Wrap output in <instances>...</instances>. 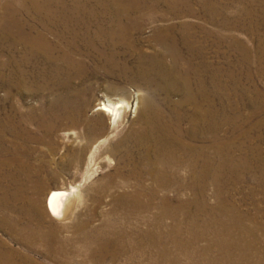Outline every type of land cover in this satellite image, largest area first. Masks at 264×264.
Instances as JSON below:
<instances>
[{
  "label": "rangeland",
  "instance_id": "374dc122",
  "mask_svg": "<svg viewBox=\"0 0 264 264\" xmlns=\"http://www.w3.org/2000/svg\"><path fill=\"white\" fill-rule=\"evenodd\" d=\"M5 1L0 0V253L5 256V264H214L217 256L212 249L218 243H223L222 250L226 251L220 253L223 258L233 252L231 239L264 243V53L260 64L255 63L253 71H249L244 55L245 31L225 25L229 19L233 22L241 16L245 8L242 1L184 0L191 2L197 11L194 15H165L173 0H120L124 4L134 1L143 7L134 10L144 23L131 34L135 44L132 51L116 47L121 53L116 59L132 67V73L119 68L108 71L104 57L103 68H98L86 53L80 55L77 51L64 56L67 48H60L54 34L45 30L43 23L39 25L40 18L46 19L48 14L43 6L49 7L48 16H63L80 8L81 4L75 1L81 0H36L38 6L27 0L24 11L11 19L5 18L6 9L2 7L8 0ZM220 1L227 3L225 12L217 15L213 8ZM85 2L94 6L98 0ZM44 33L50 45L42 43ZM172 34L181 39L186 61L196 57L201 77L169 84L167 94L154 91L153 84L140 79L137 72L148 63L152 65L154 54L160 52L158 43L163 36ZM71 59L79 60L81 67L73 66ZM77 72L82 76L78 77ZM182 82L186 86L179 91ZM77 87L86 92L76 105L65 110L50 106L59 97L71 100L72 90ZM105 94L114 102L126 99L131 104L116 123L111 115L97 109L106 99ZM165 95L175 102L184 100V121L178 126L180 138L175 137V128L169 125L161 132L171 134L172 141L160 140L159 144L167 155L157 151L152 161H144L137 133H161L155 129L152 108L162 107V118L170 119L171 111L160 101ZM193 95L198 101L190 104L188 98ZM84 99L90 101L88 107L83 104ZM172 113L176 115L175 110ZM207 115H211V122L205 120ZM209 123L215 125L211 128ZM171 142L175 146L169 150ZM169 155H175L171 166ZM195 169L198 173L194 175ZM71 186L78 188V194L64 218L54 217L47 208L48 195L54 189ZM244 223L250 234L240 232ZM214 242L216 245H212Z\"/></svg>",
  "mask_w": 264,
  "mask_h": 264
},
{
  "label": "bare ground",
  "instance_id": "6f19581e",
  "mask_svg": "<svg viewBox=\"0 0 264 264\" xmlns=\"http://www.w3.org/2000/svg\"><path fill=\"white\" fill-rule=\"evenodd\" d=\"M7 1V0H6ZM5 1V2H6ZM27 0H8L4 5H3V9L5 7L6 12H5V18L9 17V19H11V16H16L18 13H20V11H24V7H26ZM32 2H34L36 5L38 3H36V0H31ZM169 1V0H168ZM167 1V2H168ZM242 1L243 4H245V8L243 10V13L238 16V19L234 20L233 22L230 21V19L228 20V23L225 24L227 25H234V26H238V28H242L247 37H246V41L247 44H245V61L247 62V67L248 70L253 71L252 68H254V64L255 63H259L260 64V60L262 59V52L263 51V46H264V0H240ZM91 2V1H90ZM132 2V3H131ZM130 3L124 4L122 3L120 0H98V3L94 6H89L90 3L89 2H85V0H81V1H75L76 4H81L79 7L80 8H76L75 10H73V13H69L68 15H49L50 12H48L49 7L47 6H43V9H46L47 11V15H46V19H44V17L40 18L41 22H39V25H41L43 23V27L45 30L52 32L54 34V38L55 41L57 43H59L60 48H67L65 49L67 54H64V56H69L71 53H78L80 55H87V57L94 59L97 63V67L98 68H103V64L101 63L103 57V63L104 65L107 67L108 71L111 72H116L119 68V71L122 72H128L131 71L130 73H132V67H127L126 64L121 63L120 61H118L116 58H118V54L121 55V53H119L118 50H116L118 48L121 49H126L128 48L129 51H132V49L134 48L133 45L134 44V36H131V34H133L134 32H136L138 30V28H140V24L141 22H143L144 18L141 16H136L134 15V10H141L143 7L139 6L140 3L131 1ZM154 3H156V0L154 1ZM166 3V1H165ZM227 2L224 1H220L218 5H215V7L213 8V12L216 13L217 15L219 13L222 14V12L224 13L225 10V6H226ZM239 3V2H238ZM171 7L170 10L165 12V15L167 12H170V14H182V13H190L192 15H194L197 11H195V9H193L191 2L190 1H178V0H173L172 2H170ZM111 5H113L114 9L111 8ZM167 5V4H166ZM203 5V4H202ZM35 6V5H34ZM38 6V5H37ZM99 6V8H98ZM147 6V5H146ZM158 6V5H157ZM186 7L185 9L183 8ZM40 7V5H39ZM85 7L84 9H81ZM152 8V6H150ZM154 7V6H153ZM41 8V9H42ZM242 8V7H241ZM81 9V10H80ZM147 9V8H146ZM153 9V8H152ZM184 9V10H182ZM144 11V10H143ZM2 12V11H1ZM158 12V11H156ZM4 13V12H2ZM1 13V14H2ZM154 13V12H153ZM160 13V12H158ZM40 14V13H39ZM137 14V13H136ZM3 15V14H2ZM162 15V14H161ZM214 16H216L215 14H213ZM220 15V14H219ZM154 17V16H153ZM218 17V16H216ZM4 18V17H3ZM2 18V19H3ZM14 18V17H13ZM38 19V18H37ZM44 19V20H43ZM213 19V18H212ZM156 20V19H155ZM16 21V20H15ZM18 21V20H17ZM16 21V22H17ZM39 21V20H38ZM144 23V22H143ZM156 23V22H155ZM226 23V22H225ZM19 24V23H18ZM140 24V25H139ZM146 24V22H145ZM34 26V25H33ZM11 27V26H10ZM35 27V26H34ZM142 27V26H141ZM144 27V26H143ZM170 27V26H169ZM13 28V27H12ZM37 29V27H36ZM165 29V28H164ZM171 29V28H170ZM186 29V28H185ZM159 30V29H158ZM19 31V30H17ZM188 31V30H187ZM186 31V32H187ZM156 32V31H155ZM175 32V31H174ZM185 32V35H186ZM160 33V32H159ZM173 33V32H172ZM188 34V33H187ZM9 35V34H8ZM42 35V34H41ZM190 35V34H189ZM194 35V34H191ZM22 37V36H20ZM192 38H195V36H191ZM45 38H47L46 33H44L42 35V43H46V44H51L49 43V41H46ZM139 38V36H138ZM165 38V39H164ZM23 39V38H22ZM188 39V37H187ZM136 40V39H135ZM180 38H178L177 36H175V34L171 35V37L169 36H163V40H161V42H159L158 44L160 45V52H157L154 54V57L151 59L152 60V65H150L149 63L147 64L148 66L144 67L143 70L139 71L138 70V77H140V79H147L148 83L153 84L154 86V91H163V93H169L170 89L169 86H172V83L174 82H181L183 81V79L187 80L190 82L189 77L191 78H196L200 76V71L197 68V60L196 57L193 56V58L190 60L186 61V56H184L182 50H181V46L183 44H181L180 42ZM193 39L192 43H194ZM18 41H22L17 39ZM45 41V42H44ZM186 41V40H185ZM191 41V40H190ZM51 42V41H50ZM184 42V41H183ZM187 43V42H186ZM38 44V43H37ZM55 44V43H54ZM53 44V46H54ZM185 45V44H184ZM107 46H110V49L112 50H108ZM55 47V46H54ZM123 47V48H122ZM188 47V46H187ZM185 48V47H184ZM192 48V47H191ZM86 49H88V51H85ZM196 49V47H195ZM187 50V49H186ZM85 51V52H84ZM121 51V50H120ZM126 51H128L126 49ZM122 52V51H121ZM191 52V51H190ZM200 52V51H199ZM127 53V52H126ZM134 53V52H133ZM95 54V55H94ZM125 54V53H124ZM199 54V53H198ZM201 54V53H200ZM261 54V55H260ZM94 55V57H93ZM198 56V55H197ZM121 57V56H120ZM128 57V56H127ZM124 58V57H123ZM86 59V58H85ZM73 61V66L75 67H81L80 65V61L79 60H75V59H71ZM80 60H82L80 58ZM100 60V61H99ZM121 60V59H119ZM192 60V61H191ZM70 61V64H72ZM186 61V62H185ZM191 61V62H190ZM263 61V60H262ZM124 62V61H123ZM186 63L187 65L183 64ZM194 62V63H193ZM131 66V65H130ZM180 66V67H179ZM256 66V65H255ZM260 67V66H259ZM114 69V70H113ZM60 70V69H59ZM58 70V72H59ZM113 70V71H112ZM201 70V69H200ZM247 70V71H248ZM107 71V70H106ZM257 71V70H256ZM56 72V71H55ZM134 75H135V71ZM260 72H258L259 74ZM264 73V72H263ZM61 74V73H60ZM77 76H82L81 72H77ZM252 74V72H251ZM255 74V73H254ZM201 77V76H200ZM250 78V77H248ZM193 80V79H192ZM195 80V79H194ZM146 81V80H145ZM171 81V82H170ZM249 81V80H248ZM170 82V83H169ZM192 82V81H191ZM252 82V81H251ZM194 84V82H192ZM13 84V82L11 83ZM145 84V83H144ZM170 84V85H169ZM181 85H179L180 89H185L183 85V82L180 83ZM254 84V83H253ZM61 85V84H60ZM169 85V86H168ZM188 85V84H187ZM195 85V84H194ZM178 86V85H177ZM191 86V85H190ZM24 87V86H23ZM69 88V87H68ZM152 88V87H151ZM173 88V87H172ZM187 88V87H186ZM194 88V87H192ZM78 87L76 89H73V94H72V99H65L62 97H59L56 101H54L53 103H50V106L52 107H63V109H67V107H71L73 105H76V102L78 100H80L82 98V95L86 92V90L84 89H79ZM149 89V87H148ZM173 90V89H172ZM191 90V88H190ZM196 90V89H195ZM180 91V90H179ZM151 92V91H150ZM192 92V91H191ZM158 94V93H157ZM198 94V93H197ZM71 95V94H70ZM106 99L104 101H101L99 103V105H97V109H100L101 111L105 112L106 114L111 115V119L113 123H116L117 120H119L122 111L131 108V104L129 101H127L126 99H119L118 102H114L112 101L107 94H105ZM147 95V94H146ZM187 96V95H186ZM86 97V96H85ZM194 97V98H193ZM193 97H189L188 98V102L190 104H192L194 101L195 103L198 101L196 95H193ZM158 98V97H157ZM145 99V98H144ZM143 101L145 102L146 100ZM92 100V99H91ZM192 100V101H190ZM138 101V100H137ZM148 101V100H147ZM156 101V100H155ZM161 103L164 104V106L168 109V111H171V115L170 119L164 121V118H162L161 114L165 109H162V107L160 106H156L152 108V115L153 117V121L156 122L155 129L157 128L158 133L159 131L161 132L163 129L167 128L168 126L171 125L172 127L175 128V137H179V132L181 130H178V126H180L181 122L184 121V116L182 114V109L184 107L183 103L184 100H180V101H173L168 95L163 96L160 99ZM90 103V101L88 102V100L84 99V105L85 107H88V104ZM150 103V102H149ZM154 103V102H153ZM157 103V102H156ZM82 104V103H80ZM154 105V104H153ZM152 105V106H153ZM77 107V106H75ZM74 107V108H75ZM81 107V106H80ZM90 107V106H89ZM141 107V106H140ZM164 107V108H165ZM142 108V107H141ZM166 109V110H167ZM196 109V108H195ZM83 110V109H82ZM175 110L176 114L175 116L173 115L172 111ZM200 110V109H199ZM148 111V110H147ZM83 112V111H82ZM150 112V110H149ZM140 113V112H139ZM146 113V112H145ZM209 113V112H208ZM210 114V113H209ZM163 115V114H162ZM198 117H200L199 114H196ZM167 116V114H166ZM167 116V118L169 117ZM211 115H207L206 116V121L207 122H211L209 119ZM150 117V116H149ZM152 117V116H151ZM204 118V117H203ZM150 119V118H149ZM203 121V120H202ZM194 122V121H192ZM182 125V124H181ZM209 125L212 128V125H215L213 123H209ZM151 127V126H150ZM215 127V126H214ZM181 128V127H180ZM210 128V131L212 130ZM217 128V127H216ZM148 130V129H147ZM173 130V129H172ZM164 131V130H163ZM201 131V130H200ZM209 131V129H208ZM154 132V131H153ZM157 132V131H156ZM170 132V131H169ZM173 132V131H172ZM213 132V131H211ZM216 132V131H215ZM183 133V132H182ZM187 133V132H186ZM189 133V132H188ZM201 133V132H200ZM217 133V132H216ZM215 133V134H216ZM248 133V132H247ZM138 143L142 144L141 146H139L140 150L142 149V157L141 159H147V161H152L151 159L153 157H155V154H157V151L159 152L160 155L162 154H166L167 152H162L163 150H160V146L159 144H161L160 140L165 142H168L169 139H171L170 135L168 136L167 134L164 133H159L158 135H149L148 132L144 133V132H138ZM151 134V133H150ZM173 135V134H172ZM213 135V134H212ZM248 136V135H247ZM174 137V138H175ZM137 138V137H136ZM184 138V137H183ZM216 138V137H215ZM221 138V137H220ZM185 139V138H184ZM218 139V138H217ZM212 140V139H211ZM214 140V139H213ZM235 140V139H234ZM172 141V140H169ZM186 141V140H185ZM215 141V140H214ZM222 141V140H221ZM164 142V144H165ZM218 142V141H217ZM172 143V142H171ZM180 143V142H179ZM183 143V142H182ZM182 143L180 145H182ZM167 144V143H166ZM237 144V143H236ZM179 145V146H180ZM185 145V144H184ZM191 145V143H190ZM215 145V144H214ZM129 146V145H128ZM173 143L169 144L168 149L170 150V148L173 147L174 149ZM187 146V145H186ZM220 146V145H219ZM159 147V148H158ZM167 147V146H166ZM128 148V147H127ZM164 148V147H163ZM215 148V147H214ZM154 149V150H153ZM214 150V149H213ZM216 150V149H215ZM224 150V149H223ZM131 151V150H130ZM172 151V150H171ZM175 151V150H174ZM188 151V150H187ZM201 151V150H200ZM228 151V150H227ZM155 152V153H154ZM190 152V151H189ZM214 152V151H213ZM130 153V152H129ZM180 153V152H179ZM133 155V154H132ZM167 155V154H166ZM176 155V153H175ZM173 155V156H175ZM172 156V157H173ZM178 156V155H177ZM159 157V156H158ZM157 157V158H158ZM167 157V156H166ZM170 155L167 157L171 158L169 165L173 163V158ZM208 157V156H207ZM224 157V156H223ZM176 158V157H175ZM192 158V157H191ZM177 159V158H176ZM193 159L196 160L197 159V153L193 155ZM166 161V160H165ZM177 161V160H176ZM180 161V160H179ZM191 161V159H190ZM198 161V160H197ZM200 161V160H199ZM184 162V161H183ZM193 162V161H192ZM158 163V162H157ZM164 163V162H163ZM175 163V162H174ZM181 163V162H180ZM162 164V163H161ZM167 164V163H166ZM190 164V163H189ZM193 167H195L196 163H192ZM170 165V166H171ZM206 165V164H205ZM145 166V165H144ZM159 166V165H158ZM165 163H164V167H165ZM190 166V165H189ZM191 166V168H192ZM211 166V165H210ZM140 167V166H139ZM143 167V166H142ZM183 167V166H182ZM181 167V168H182ZM261 167V166H260ZM171 168V167H170ZM190 168V169H191ZM199 168V167H198ZM197 168V169H198ZM134 169V168H133ZM174 169V167H173ZM194 169V168H192ZM214 169V168H213ZM153 170V169H152ZM151 170V171H152ZM168 170V169H167ZM178 170V169H177ZM200 170V168H199ZM205 170V168H204ZM212 170V169H211ZM259 170V168H258ZM257 170V171H258ZM157 171V170H156ZM174 171V170H173ZM192 171V170H191ZM203 171V170H202ZM232 171V170H231ZM134 172V171H132ZM137 172V171H136ZM135 172V174H136ZM149 172V171H148ZM147 172V173H148ZM154 172V171H153ZM180 172V171H179ZM196 169L194 170V175L197 174L196 173ZM201 172V171H200ZM261 172V171H260ZM146 173V172H145ZM188 173V172H187ZM245 173V172H244ZM170 174V173H169ZM175 174V173H174ZM208 174V173H206ZM205 174V175H206ZM137 175V174H136ZM141 175V174H140ZM182 175V174H181ZM203 175V174H202ZM221 175V174H220ZM10 176V175H9ZM146 176V175H145ZM157 176V175H156ZM167 176V175H166ZM180 176V175H179ZM184 176V175H183ZM17 177V176H16ZM170 177V176H169ZM187 177V176H186ZM258 177V176H257ZM10 178V177H9ZM139 178V177H138ZM178 178V177H177ZM208 178V177H207ZM220 178V177H219ZM145 179V178H144ZM166 179V178H165ZM175 179V178H174ZM200 179V177H199ZM12 180V179H11ZM16 180V179H15ZM170 180V179H169ZM172 180V179H171ZM198 180V179H197ZM261 180V179H260ZM9 181V180H8ZM155 181V180H154ZM175 181V180H174ZM220 181V180H219ZM16 182V181H15ZM160 182V181H159ZM164 182V179H163ZM171 182V181H170ZM194 182V181H193ZM192 182V183H193ZM197 182V181H196ZM217 182V181H216ZM12 183V181H11ZM145 184H147L144 181ZM181 183V182H180ZM200 183V182H199ZM14 184V183H12ZM18 184V183H17ZM144 184V185H145ZM7 185V184H6ZM10 185V184H9ZM16 185V184H14ZM153 185V184H152ZM171 185V184H170ZM169 185V186H170ZM187 185V184H186ZM3 186V185H1ZM5 186V185H4ZM179 186V185H178ZM148 187V186H147ZM162 187V186H161ZM176 187V186H175ZM138 189V188H137ZM143 190V188H142ZM140 191V189H139ZM147 191V190H146ZM145 191V192H146ZM151 191V190H150ZM156 191V190H155ZM183 191V190H182ZM221 191V190H220ZM144 192V191H143ZM148 192V191H147ZM7 193V192H6ZM138 193V192H137ZM155 193V192H154ZM219 193V192H218ZM19 194V193H18ZM78 194V188L75 186H71L69 189H54L50 192V194L47 197V208L49 210V212L54 216V217H58V218H64L63 216L66 215V213L68 212L72 201L74 200V198L76 197V195ZM5 195V194H4ZM10 195V194H9ZM218 195V194H217ZM224 195V194H223ZM222 195V196H223ZM6 196V195H5ZM8 196V195H7ZM14 196V195H13ZM18 196V195H17ZM141 196V195H140ZM221 196V197H222ZM15 197V196H14ZM21 197V195H20ZM219 197V196H218ZM9 199V198H8ZM13 199V198H12ZM10 200V199H9ZM218 200V199H216ZM8 200H6L7 202ZM205 201V200H204ZM226 201V200H225ZM235 201V200H234ZM139 202V201H138ZM221 203L223 201H220ZM228 202V201H227ZM256 202V201H255ZM203 203V202H202ZM234 203V202H233ZM240 203V202H239ZM9 204V203H8ZM138 204V203H137ZM154 204V203H153ZM7 205V204H6ZM134 205V204H133ZM142 205V204H141ZM206 205V203H205ZM204 205V206H205ZM261 205V204H260ZM149 206V205H148ZM151 206V205H150ZM149 206V207H150ZM227 206V205H226ZM238 206V205H237ZM240 206V205H239ZM256 206V205H255ZM138 207V206H137ZM145 207V206H144ZM152 207V206H151ZM174 207V206H173ZM176 207V206H175ZM218 207V206H217ZM258 207V206H257ZM133 208V207H132ZM143 208V207H142ZM193 208V207H192ZM207 208V207H206ZM259 208V207H258ZM7 209V208H6ZM136 209V207H135ZM148 209V207H147ZM205 209V208H204ZM239 209V208H238ZM33 210V209H32ZM166 210V209H163ZM231 210V209H230ZM229 210V211H230ZM131 211V209H130ZM129 211V212H130ZM168 211V210H167ZM166 211V212H167ZM201 211V209H200ZM199 211V212H200ZM203 211V210H202ZM208 211V210H207ZM218 211V210H217ZM233 211V210H232ZM243 211V210H242ZM248 211V210H247ZM206 212V211H204ZM133 212H131L132 214ZM170 213V212H169ZM250 213V212H249ZM30 214V213H29ZM34 214V212H33ZM129 214V213H128ZM215 214V213H214ZM217 214V213H216ZM224 214V213H223ZM228 214V213H227ZM245 214V213H244ZM163 215V214H162ZM165 216V215H164ZM186 216V215H185ZM210 216V215H209ZM220 216V215H219ZM228 216V215H227ZM233 216V215H232ZM236 216V215H235ZM247 216V215H246ZM263 216V215H262ZM176 217V216H175ZM189 217V215H188ZM207 217V216H206ZM205 217V218H206ZM211 217V216H210ZM215 217V216H214ZM223 217V216H222ZM221 217V218H222ZM254 217V216H253ZM257 217V216H256ZM192 218V217H191ZM195 218V217H194ZM204 218V219H205ZM213 218V217H212ZM211 218V219H212ZM227 218V217H226ZM232 218V217H231ZM243 218V217H242ZM252 218V216H251ZM261 218V217H260ZM177 219V218H176ZM193 219V218H192ZM220 219V218H219ZM228 219V218H227ZM214 220V219H213ZM230 220V218H229ZM245 220V219H244ZM247 220V219H246ZM261 220V219H260ZM153 221V220H151ZM180 221V220H179ZM192 221V220H191ZM220 221V220H219ZM227 221V220H226ZM190 222V221H189ZM209 222V221H208ZM215 222V221H214ZM240 222V221H239ZM245 222V221H242ZM144 223V222H143ZM193 223V222H192ZM213 223V222H212ZM253 223V222H252ZM251 223V224H252ZM214 224V223H213ZM220 224V223H219ZM226 224V223H225ZM228 224V223H227ZM226 224V225H227ZM255 224V223H254ZM11 225V222H10ZM14 225V224H13ZM154 225V224H153ZM193 225V224H192ZM197 225V224H196ZM204 225V224H203ZM236 225V224H234ZM238 225V224H237ZM248 225V224H247ZM257 225V224H256ZM264 225V224H263ZM121 226V225H120ZM123 226V225H122ZM182 226V225H181ZM241 226V225H240ZM27 227V226H26ZM97 227V226H96ZM109 227V226H108ZM117 227V226H115ZM137 227V226H136ZM154 227V226H153ZM161 227V226H159ZM174 227V226H173ZM188 227V226H187ZM205 227V226H204ZM215 227V225H214ZM213 227V228H214ZM230 227V226H229ZM251 227V226H250ZM260 227V226H259ZM11 228V226H10ZM16 228V227H15ZM145 228V227H144ZM148 228V227H147ZM155 228V227H154ZM157 228V227H156ZM207 228V227H206ZM31 229V228H30ZM103 229V228H102ZM108 229V228H107ZM121 229V228H120ZM142 229V228H141ZM151 229V228H150ZM180 229V228H178ZM186 229V228H185ZM200 229V228H199ZM198 229V230H199ZM208 229V228H207ZM222 229V228H221ZM230 229V228H229ZM234 229V228H233ZM254 229V228H253ZM260 229V228H259ZM18 230V229H17ZM177 230V229H176ZM188 230V229H187ZM205 230V229H204ZM219 230V229H217ZM236 230V229H234ZM262 230L263 227H262ZM16 231V230H15ZM108 231V230H107ZM124 231V230H123ZM128 231V230H127ZM131 231V230H130ZM158 231V230H157ZM160 231V230H159ZM162 231V230H161ZM164 231V230H163ZM185 231V230H184ZM216 231V230H215ZM229 231V230H228ZM250 228L248 226L245 225V223L240 227V232H242L243 234L246 232L249 233ZM258 231V230H257ZM32 232V231H31ZM92 232V231H91ZM96 232V231H94ZM93 232V233H94ZM104 232V231H103ZM137 232V231H136ZM197 233V231H195ZM217 232V231H216ZM261 232V231H260ZM175 233V232H174ZM190 233V232H189ZM204 233V232H203ZM207 233V232H206ZM245 233V234H246ZM259 233V232H258ZM264 233V232H263ZM39 234V233H38ZM91 234V233H90ZM112 234V233H111ZM115 234V233H114ZM146 234V233H145ZM229 234V233H228ZM227 234V235H228ZM231 234V233H230ZM250 234V233H249ZM253 234V233H252ZM255 234V233H254ZM94 235V234H93ZM92 235V236H93ZM99 235V234H98ZM123 235V234H122ZM134 235V234H133ZM144 235V234H143ZM186 235V234H185ZM190 235V234H189ZM203 235V234H202ZM211 235V234H210ZM237 235V234H236ZM34 236V234H33ZM38 236V235H37ZM106 236V235H105ZM141 236V235H140ZM153 236V235H150ZM156 236V235H155ZM178 236V235H177ZM192 236V235H191ZM207 236V235H206ZM222 237V235H220ZM231 236V235H230ZM241 236V235H240ZM32 237V236H31ZM42 237V236H41ZM40 237V238H41ZM98 237V236H97ZM110 237V236H109ZM116 237V236H114ZM118 237V236H117ZM144 237V236H143ZM161 237V236H160ZM159 237V239H160ZM172 237V236H171ZM186 237V236H185ZM203 237V236H202ZM214 237V236H213ZM226 237V236H225ZM260 237V236H259ZM258 237V238H259ZM263 237V236H261ZM94 238V237H93ZM139 238V237H138ZM141 238V237H140ZM150 238V237H149ZM166 238V237H165ZM178 238V237H177ZM197 238V237H196ZM206 238V237H205ZM228 238V237H226ZM31 239V238H30ZM33 239V238H32ZM38 238H36L37 240ZM104 239V238H103ZM107 239V238H106ZM111 239V238H109ZM125 239V238H124ZM157 239V238H156ZM172 239V238H171ZM181 239V238H180ZM179 239V240H180ZM200 239V238H199ZM202 239V238H201ZM217 239V238H216ZM229 239V238H228ZM231 239V238H230ZM237 239V238H236ZM239 239V237H238ZM261 239V238H260ZM258 239V240H260ZM28 240V239H27ZM108 240V239H107ZM119 240V239H118ZM127 240V239H125ZM129 240V239H128ZM135 240V239H134ZM155 240V239H154ZM163 240V239H162ZM177 240V239H176ZM183 240V239H182ZM39 241V240H38ZM90 241V240H89ZM104 241V240H103ZM122 241V240H121ZM149 241V240H148ZM174 241V240H171ZM200 241V240H199ZM205 241V240H204ZM221 241V240H220ZM231 241V245H233L234 247H231V250L233 252H231L228 257L223 258L222 255H220V253L223 251L222 249V244L223 243H218V246H213L214 249L210 248V250H214V252H216V256L217 258L215 259L214 257V264H225V262L229 259L231 260V264H264V243L260 244L257 240L254 239L251 240L248 239L245 241V239L242 240H230ZM263 241V240H262ZM261 241V242H262ZM35 242V241H34ZM97 242V241H96ZM113 242V241H112ZM132 242V241H131ZM137 242V241H135ZM146 242V241H145ZM160 242V241H158ZM157 242V243H158ZM167 242V240H166ZM165 242V244H166ZM170 242V241H169ZM175 242V241H174ZM183 242V241H182ZM185 242V241H184ZM188 242V241H187ZM186 242V243H187ZM197 242V241H196ZM229 242V240H228ZM38 243V242H37ZM114 243V242H113ZM154 243V242H153ZM157 243H154L157 245ZM211 243V242H210ZM33 244V243H32ZM35 244V243H34ZM137 244V243H136ZM160 244V243H158ZM176 244V243H173ZM178 244V243H177ZM209 244V243H208ZM230 244V243H229ZM96 245V244H95ZM106 245V243H105ZM108 245V244H107ZM148 245V244H147ZM161 245V244H160ZM181 245V244H180ZM183 245V244H182ZM190 245V244H189ZM195 245V244H194ZM212 245H216L215 242L214 244L212 243ZM225 245V243H224ZM99 246V245H98ZM111 246V245H110ZM109 246V247H110ZM152 246V245H151ZM151 246H148L151 248ZM164 246V245H163ZM191 246V245H190ZM197 246V245H196ZM133 247V245H132ZM145 247V246H144ZM147 247V246H146ZM158 247V246H157ZM156 247V248H157ZM166 247V246H165ZM187 247H189L187 245ZM211 247V246H210ZM225 247V246H224ZM227 247V246H226ZM250 247H253V249H250ZM90 248V247H89ZM98 248V247H97ZM108 248V247H107ZM116 248V247H115ZM123 248V247H122ZM126 248V247H125ZM140 248V247H139ZM177 248V247H176ZM182 248V247H181ZM185 248V247H184ZM201 248V247H200ZM199 248V249H200ZM204 248V247H203ZM91 249V248H90ZM101 249V247H100ZM128 249V248H127ZM168 249V248H167ZM174 249V248H173ZM226 249V248H225ZM224 249V250H225ZM16 250V249H15ZM92 250V249H91ZM105 250V249H104ZM111 250V248H110ZM133 250V249H132ZM152 250V249H151ZM150 250V251H151ZM181 250V249H180ZM189 250V249H188ZM209 250V249H208ZM207 250V251H208ZM209 250V251H210ZM126 251V250H125ZM135 251V250H134ZM146 251V250H145ZM148 251V250H147ZM157 251V249H156ZM166 251V250H165ZM175 251V250H174ZM197 251V250H196ZM203 251V250H202ZM236 251V252H235ZM101 252V251H100ZM110 252V251H109ZM108 252V253H109ZM122 252V251H121ZM141 252V251H140ZM164 252V251H163ZM169 252V251H167ZM226 252V251H223ZM230 252V251H229ZM235 252V253H234ZM3 253V252H1ZM0 253V262L3 264L6 263L5 260V256L3 257V254ZM93 253V252H92ZM117 253V252H116ZM127 253V252H126ZM132 253V252H131ZM130 253V255H131ZM153 253V252H152ZM161 253V252H159ZM182 253V252H181ZM198 253V252H197ZM201 253V252H200ZM206 253V252H205ZM211 253V252H210ZM7 254V253H6ZM11 254V253H10ZM14 254V253H13ZM17 254V253H16ZM106 254V253H104ZM118 254V253H117ZM121 254V253H120ZM134 254V253H133ZM166 254V253H165ZM212 254V253H211ZM224 254V253H223ZM239 254V255H237ZM102 255V254H101ZM116 255V254H115ZM141 255V254H140ZM186 255V254H185ZM189 255V254H187ZM194 255V254H193ZM227 255V254H226ZM14 256V255H13ZM12 256V258H13ZM30 256V255H29ZM114 256V255H113ZM144 256V255H143ZM184 256V253H183ZM201 256V255H200ZM221 256V257H218ZM16 257V255H15ZM19 257V256H18ZM100 257V256H99ZM167 257V256H166ZM177 257V256H176ZM175 257V258H176ZM231 257L233 258V260L231 259ZM236 257V258H235ZM7 258V257H6ZM11 258V257H10ZM93 258V257H92ZM95 258V257H94ZM117 258V256H116ZM144 258V257H143ZM142 258V259H143ZM152 258V257H150ZM159 258V256L157 257ZM156 258V259H157ZM169 258V257H168ZM174 258V257H173ZM182 258V257H181ZM184 258V257H183ZM228 258V259H226ZM60 259V258H59ZM58 259V260H59ZM141 259V260H142ZM147 259V258H146ZM160 259V258H159ZM201 259V258H200ZM208 259V258H207ZM14 260V259H13ZM96 260V259H94ZM158 260V259H157ZM178 260V259H177ZM196 260V259H195ZM202 260V259H201ZM15 261V260H14ZM27 261V260H26ZM62 261V260H61ZM67 261V260H66ZM104 261V260H103ZM114 261V260H113ZM130 261V260H129ZM135 261V260H134ZM140 261V260H139ZM149 261V260H148ZM160 261V260H159ZM205 261V260H203ZM16 262V261H15ZM136 262V261H135ZM141 262V261H140ZM169 262V261H168ZM174 262V261H173ZM200 262V261H199ZM207 262V261H205ZM229 262V263H230ZM24 263V262H23ZM68 263V262H66ZM104 263V262H103ZM133 263V262H131ZM130 263V264H131ZM147 263V262H146ZM171 263V262H170ZM208 263V262H207ZM211 263V262H210ZM228 263V262H227ZM12 264V263H11ZM28 264V263H27ZM39 264V263H38ZM98 264V263H97ZM142 264V263H141ZM169 264V263H168ZM176 264V263H175ZM203 264V263H202ZM209 264V263H208Z\"/></svg>",
  "mask_w": 264,
  "mask_h": 264
}]
</instances>
